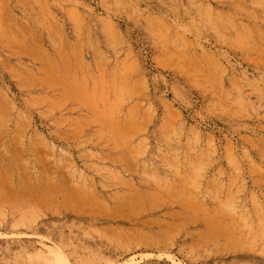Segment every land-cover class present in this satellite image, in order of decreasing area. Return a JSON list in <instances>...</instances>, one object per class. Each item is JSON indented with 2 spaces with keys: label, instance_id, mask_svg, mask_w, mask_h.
Segmentation results:
<instances>
[{
  "label": "rangeland",
  "instance_id": "obj_1",
  "mask_svg": "<svg viewBox=\"0 0 264 264\" xmlns=\"http://www.w3.org/2000/svg\"><path fill=\"white\" fill-rule=\"evenodd\" d=\"M0 264H264V0H0Z\"/></svg>",
  "mask_w": 264,
  "mask_h": 264
}]
</instances>
